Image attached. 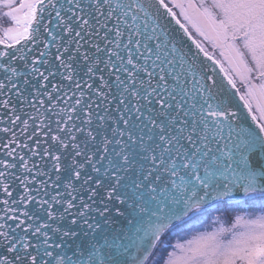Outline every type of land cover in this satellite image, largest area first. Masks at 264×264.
<instances>
[{
    "label": "snow or ice",
    "instance_id": "obj_1",
    "mask_svg": "<svg viewBox=\"0 0 264 264\" xmlns=\"http://www.w3.org/2000/svg\"><path fill=\"white\" fill-rule=\"evenodd\" d=\"M3 19L0 264H264V0Z\"/></svg>",
    "mask_w": 264,
    "mask_h": 264
},
{
    "label": "rangeland",
    "instance_id": "obj_2",
    "mask_svg": "<svg viewBox=\"0 0 264 264\" xmlns=\"http://www.w3.org/2000/svg\"><path fill=\"white\" fill-rule=\"evenodd\" d=\"M8 25H9V21L7 19L0 20V26L7 27ZM204 227H207V225H205ZM199 230H202V229H199Z\"/></svg>",
    "mask_w": 264,
    "mask_h": 264
},
{
    "label": "trees",
    "instance_id": "obj_3",
    "mask_svg": "<svg viewBox=\"0 0 264 264\" xmlns=\"http://www.w3.org/2000/svg\"><path fill=\"white\" fill-rule=\"evenodd\" d=\"M197 230H199V229H194L193 231H197Z\"/></svg>",
    "mask_w": 264,
    "mask_h": 264
}]
</instances>
